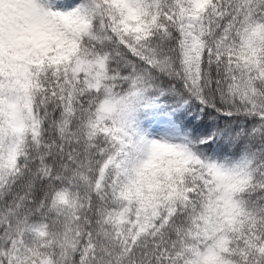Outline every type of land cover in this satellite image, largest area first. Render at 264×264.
Segmentation results:
<instances>
[{
    "label": "snow or ice",
    "instance_id": "6c2138e0",
    "mask_svg": "<svg viewBox=\"0 0 264 264\" xmlns=\"http://www.w3.org/2000/svg\"><path fill=\"white\" fill-rule=\"evenodd\" d=\"M0 264H264V0H0Z\"/></svg>",
    "mask_w": 264,
    "mask_h": 264
}]
</instances>
